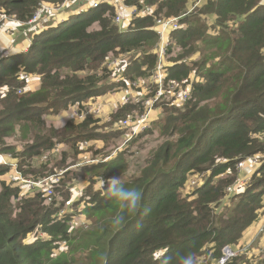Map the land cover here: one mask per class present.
Segmentation results:
<instances>
[{"label": "trees", "instance_id": "16d2710c", "mask_svg": "<svg viewBox=\"0 0 264 264\" xmlns=\"http://www.w3.org/2000/svg\"><path fill=\"white\" fill-rule=\"evenodd\" d=\"M47 1L60 5L63 0H0V13L27 21ZM124 2L138 10L150 6L152 12L136 16L127 30H120L114 21L116 5L101 2L33 31L26 50L6 58L0 53V90L6 87L0 93V154H10L21 174L33 180L57 172L61 162L65 170L58 180L46 183L50 194L40 189L21 194L17 181L9 180L13 168L0 162V264H157V255L165 250L173 256L190 250L198 264L211 259L217 264L224 246L237 250L245 229L263 212L264 157L258 159L242 192L236 193L234 185L240 176L237 162L264 153V0H207L197 12H186V0ZM176 17L178 28L168 36V55L195 42L203 46L202 63L192 71L195 63L184 62L194 47L172 57L165 78L167 84H175L162 88L151 112L160 108L159 114L127 139L130 127L115 125L145 111L155 85L135 96L132 104L114 109L105 123H100L102 115L89 112L85 102L123 87V81L109 80L113 69L107 62L115 57L119 66L124 65L123 76H149L157 57L150 51L159 39L151 27L157 18ZM207 19L218 25L215 35L208 34ZM23 71L38 79L18 93L24 86L19 79ZM184 89L188 94L180 102L177 98ZM178 103L182 104L175 106ZM69 108L70 115L72 109L84 112L82 121L67 118ZM153 122L162 123V142L129 173L131 151L126 149L88 165L72 167L77 163L67 160L85 153L79 148L85 140L89 142L85 149L94 152L92 158L116 148L122 138L132 145L152 132ZM92 139L102 140L103 149L90 146ZM203 171H209L208 177L184 193L188 176ZM72 172L89 176V203L83 211L93 219L73 232L68 218L57 216L65 207L60 184ZM119 175L126 187L141 192L142 201L137 211H124L123 222L114 225L118 206L92 182L98 176L107 180ZM33 231H38L36 237L25 241ZM64 244L67 249H60ZM243 262L264 264V259L252 263L242 251L224 264Z\"/></svg>", "mask_w": 264, "mask_h": 264}, {"label": "rangeland", "instance_id": "374dc122", "mask_svg": "<svg viewBox=\"0 0 264 264\" xmlns=\"http://www.w3.org/2000/svg\"><path fill=\"white\" fill-rule=\"evenodd\" d=\"M207 0H186V12H189V11H193L195 10V12H197V10L199 9L200 6H202ZM54 6H57V5H53V2H50V1H47L44 5L41 6V8L43 10H47L48 7H54ZM157 7V5H153V8L155 9ZM52 12V11H51ZM70 12V11H69ZM68 11H65V17H63L64 15V12L63 13H60V14H57V22H60L62 20H64L65 18H68L69 17V13ZM186 14V13H185ZM2 17H9L8 15L4 14L3 12L0 13V20ZM115 17V16H114ZM168 18H164L162 20H166ZM55 20V21H56ZM208 22H207V25H208V29H207V32L208 34H212V35H215L218 31H219V27L217 24H214L212 20L210 19H207ZM13 21V20H11ZM52 23H55V22H52ZM26 28V27H29V25H24V26H18V27H12V26H7L3 31L6 32V33H9L13 36H10V38L12 39V43L11 44H16L18 45L23 39H25V37H23L24 35H16V40H14L15 36L14 34L15 33H19L20 31H22L23 28ZM2 31V32H3ZM170 45H168L167 47V52H166V58L165 60L168 61V63H166L167 66L171 65L173 60L172 57H175L178 53H183V50L184 49H190V47H194L196 48L191 54H188L186 57L183 58L184 62L190 66H192L194 63L195 66H193V70L194 71L196 69V66H200V64L202 63V58H201V54H200V51L199 50H202L203 49V46H200V48L198 47V45L193 42V43H190L189 46H187L186 48H177L174 50V52L172 54H169L168 55V48H169ZM9 50V48H8ZM142 51V50H141ZM5 51H1L0 50V53H4ZM134 54H137L138 53V50H135L133 52ZM262 53L264 55V47L262 48ZM126 56H129V55H124V57ZM123 57V58H124ZM157 63V62H156ZM156 66V65H155ZM155 68V67H154ZM154 68L151 70V73L153 74V70ZM152 74H150L149 76L147 77H138V78H134V79H131L129 80V82H136L137 85H143V87H145V89L149 88V87H153L154 88V84H153V80H152ZM127 77V76H126ZM33 80H35V83L38 79V77L36 75L33 74ZM109 80L111 81H115L117 82L116 79H114V77H112L110 75V78ZM168 81H166V78L164 79V86L165 88L168 87V85H171L170 83L167 84ZM137 88V87H136ZM139 88V87H138ZM141 88V87H140ZM117 92V91H116ZM115 93V92H114ZM108 96V95H106ZM135 96L137 95H134V97L130 98L129 99V103L132 104V102L134 101L135 99ZM96 102V101H95ZM166 102H169L168 98L166 100ZM170 103H176V102H173V100H171ZM169 103V104H170ZM182 104V103H180ZM179 103L176 104L175 106H178L180 105ZM186 104V103H185ZM183 104V105H185ZM182 105V106H183ZM118 106H121V105H118ZM117 106V107H118ZM116 107V108H117ZM180 107V106H179ZM115 108V109H116ZM160 108H158V110L155 112L156 114H159L158 111H159ZM100 110V108L98 109ZM110 114V113H109ZM108 114V115H109ZM156 114H153V119H155V115ZM108 115L105 117L104 115L101 117V122L100 123H105L107 122L108 120ZM48 119L49 116H46ZM79 121H82L81 119H77L76 122H79ZM158 121V120H157ZM161 124L160 122H158L156 125H155V122L151 123V127L153 128L152 129V132L149 133V134H143L139 139H137L135 141L134 144L131 145L130 141L129 142H124V139L122 138L119 146H117L116 148H113L112 149H106V151H103V152H99V155H96V158H92L93 156V153H90L88 152L85 148H82L85 150V153H82V154H79L77 156V159L75 157V154L72 155L71 157L70 156H67V160L68 161H74L72 164H75V165H72L73 166H77V165H88V164H91L93 161H96L95 162H99V161H103L101 159V157L105 156V155H108L106 157H114L117 155V153H119L120 151H124V149L126 150H129L131 151V154L129 156V162H130V167L128 168V173L133 171L132 168L136 167V166H139L143 163V161L148 157V155L151 153V151L153 149H155V147H157V145H159L160 142H162V138L161 136L159 135L160 134V129H161ZM116 126V125H115ZM114 126H112L113 128ZM110 128H107L105 130H108ZM15 138L19 140H22V142L24 141L23 139H20V137L16 134L14 136ZM90 146H93L97 149H101L102 146H103V142L102 140L100 139H92L90 141ZM84 147L85 145H83L81 142L79 143V148L81 149V147ZM69 149V146L67 147V150ZM103 149V148H102ZM120 150V151H119ZM264 157V153H258V154H254V155H250L245 159H251L252 161L249 162L250 165H252L253 163V166H248L247 169H244V170H239L237 168V172H238V175L239 178H238V181L237 183L234 185V189H236V193H240L244 190V184L245 182L248 180L249 176H251L250 174H252L254 171H255V161H253V159H260ZM240 161V160H239ZM238 161V162H239ZM94 163V162H93ZM60 164V167L57 168L59 169L57 172H54L52 173L51 175L47 176L48 178L52 177L51 179L53 178H57L58 176V179H59V176L65 171V170H62L61 167L63 166L62 162L59 163ZM237 167V165H236ZM71 169L70 166H68V169L69 170ZM61 172V174L59 175V173ZM195 174H197L201 180H203L204 178L208 177L209 175V171H203V172H200V173H193L192 175H189L188 176V180L190 178H193L195 176ZM71 175L70 177L66 178L64 180L63 183L60 184V192L62 195V198L64 199V205L65 207L60 209L58 212H57V216L58 217H67L68 218V225L70 228L68 229H72L71 232H73L75 229H82L83 227L86 228L90 222L93 220H90V215H88V213L84 212L83 209H84V206L85 205H88L89 203V196L86 194V188L90 187V182L88 181V174L86 175H77V172H72V174H69ZM77 175V176H76ZM73 177V178H71ZM46 178V177H45ZM33 180V179H32ZM95 182H96V178L95 180L92 182L93 183V187L95 189ZM65 184H67V186L65 187ZM19 186V185H18ZM232 187V186H231ZM20 190H21V194H29V192H25V188L23 186H19ZM39 190V189H38ZM40 190H42L40 188ZM190 190H192L191 188H189V185L185 183L182 191L184 193L186 192H189ZM27 191V190H26ZM81 192V196H78V192ZM46 192V190H45ZM58 193L55 192V195L54 196H57ZM60 197V196H59ZM87 200V201H86ZM36 232L38 231H33L31 233H29L26 238H25V241H30V240H33L35 237H36ZM39 234L41 236H44V233H40ZM224 247H227L231 250L232 253H236V248L235 246L232 247L230 245H225ZM67 249L66 248V245L64 244L63 247H61L60 249ZM64 249V250H65ZM237 250H240L239 253L242 252L241 248H238ZM235 255V254H234ZM234 255L229 257L228 260L234 258ZM264 255V253H263ZM201 259V258H200ZM199 259V260H200ZM199 263V262H198ZM214 263V260L211 259L208 263L206 264H213ZM200 264H205V262H201ZM243 264H246L243 262Z\"/></svg>", "mask_w": 264, "mask_h": 264}, {"label": "built area", "instance_id": "2783aa9c", "mask_svg": "<svg viewBox=\"0 0 264 264\" xmlns=\"http://www.w3.org/2000/svg\"><path fill=\"white\" fill-rule=\"evenodd\" d=\"M80 0H74L73 2L78 3ZM90 2V6L89 7H96L99 3L101 2H110V0H89ZM116 3V14L114 17V21L115 23L119 24L121 28H123L124 24L123 21L126 20V23H131L132 19L135 18L138 15H146L149 14L150 11L152 12V9L150 8V6H145L142 9L138 10L136 7H132L128 4H126L124 2V0H119L114 2ZM63 4V3H62ZM58 6V5H57ZM50 8H54V7H48ZM46 9V8H45ZM44 12V10L40 7L39 9H37L33 15L31 16L30 19H28L27 21H20L17 19H13L11 17H2L0 20V33L9 25L12 27H18V26H24V25H32L38 18H40V15H42ZM13 20V21H11ZM177 17L176 18H168L166 20H162V18H157L152 26V29L155 30V32L157 33V35L159 36V39H157V43L155 45L156 48V55H157V63L155 64L156 66H154V70H153V74H152V79L153 82L155 83L156 86V93L155 96L153 98H148L145 100V111H143L142 113L139 114V116L136 119H131L130 116H127L123 119H121L120 123L116 126L122 127L126 130H128V126L130 127V132L127 131V139H130L132 136H136L137 134H139L141 131L145 130L149 121L152 119L151 116L153 113V106L154 103L158 100V97L163 93V89L165 88L164 83H163V79H164V58L166 57V52H167V47H168V36L170 35V33L174 30L178 28V24L176 22ZM128 24V25H129ZM10 54L5 51L3 53V57H8ZM119 62L120 59L118 57H115L111 60H108L107 65L108 67L113 69L112 72V77H114V79L117 80V82H124V85L122 88H120V90L122 92H124L126 94V97H124L121 101V104H125L128 102V99L130 96H134V95H144V90L138 91L137 87V83L136 82H129L128 80H126V78L122 75V71L121 69H123L124 65L119 66ZM33 74L29 73V72H21L19 75V79H21L24 82V86H23V90L21 88L18 89V93H21L22 91L26 90V89H30L32 88L36 83L35 80H33ZM171 85H169V88H172L174 86V82L170 83ZM168 88V89H169ZM6 87H2L0 90L1 94H4ZM188 94L187 90H183L180 93V97L177 98L180 102H182L183 100L186 99ZM99 107H92L90 111H94L95 113H97L98 115H100V110H98ZM72 113H74L73 119L75 121H77V119H83L85 116L84 112H80V113H76L73 109H72ZM126 139V140H127ZM83 145H85L84 147H86L89 142L87 140L83 141L82 143ZM252 161L251 159H241L239 162H237V168L239 170H244L247 169L248 166H253L249 164V162ZM253 161H255V167L257 168L259 165L258 160L257 159H253ZM0 162L2 164L5 165H9L13 168L12 170V174H8L9 175V180L11 181H17L16 183L19 184V186H23L25 188V190L27 191H32L33 189H42V190H46V195L51 193L50 189H47L46 187V183L49 182L50 180L52 181H56L58 180V176L57 178H53L52 177L48 178H44V179H37V180H32L30 178H25L21 172L18 170L17 168V164L14 160L11 159L10 154H5L2 153L0 154ZM255 168V169H256ZM61 174V172L59 173V175ZM251 175V174H250ZM189 188H193L194 186L198 185L201 182V179L199 178V176L197 174H195V176L193 178H190L189 180H187ZM232 189V187H228L227 190L230 191ZM78 194L80 195V192H78ZM236 253H232L231 250L227 247H224L222 249V256L219 259L217 264H224L229 257L233 256L234 257L240 252V250H236Z\"/></svg>", "mask_w": 264, "mask_h": 264}, {"label": "crops", "instance_id": "0c3cea01", "mask_svg": "<svg viewBox=\"0 0 264 264\" xmlns=\"http://www.w3.org/2000/svg\"><path fill=\"white\" fill-rule=\"evenodd\" d=\"M73 1L74 0H63L62 1L63 4L61 3L55 8H50V9L47 8V10L45 9L43 14L40 15V18H38L32 25H29V27H26V28L24 27L22 31L14 34L15 36L14 40H16V35L18 34H20L21 36L24 35L23 37L26 36L25 39H23L18 45L11 44L13 41L10 38V36H13V35L6 33L4 31L1 32L0 33V50L7 51L10 55L20 52L22 50H26L27 46L29 45L30 34L33 31L37 33L41 31L42 29H44L45 27H47L48 25H56L58 23L56 20L57 14L64 12L63 17H65L67 16L65 15V11H68V12L70 11L68 13L70 16L73 12L77 10H84L85 8L90 6L89 0H80L78 3H75ZM116 1H119V0H110V2H107V3L116 5V3H114ZM125 21L126 20L123 21V24H124L123 29H126L129 24V23H126ZM52 22H55V23H52ZM155 45H156V42L154 43L150 51L153 54H155L156 52ZM138 54L140 55V52ZM138 86L141 87L142 90L145 89L143 85L141 86L137 85V88ZM124 97H126V94L122 92L120 89H118L117 92L115 93H105L97 97H91L85 102V105H87L88 108L99 107L100 115L102 116L104 115L106 117L118 105H121V101ZM70 111H71V108H69L66 112L70 113ZM262 204H263V209H262L263 212L260 218L257 220L256 223L250 225L247 229H245L242 237L239 239V242L237 244V247L241 248V250L244 251V253L246 254V258L250 259L252 263H256L261 257L264 259V255L261 256V254L264 253V196L262 199Z\"/></svg>", "mask_w": 264, "mask_h": 264}, {"label": "clouds", "instance_id": "9594fccd", "mask_svg": "<svg viewBox=\"0 0 264 264\" xmlns=\"http://www.w3.org/2000/svg\"><path fill=\"white\" fill-rule=\"evenodd\" d=\"M77 11H81V10H77ZM77 11H75V12H77ZM127 28H128V26H127ZM127 28L123 29L120 27V30H127ZM157 37H158V35H157ZM156 43H157V40H156ZM13 51H15V50H13ZM155 55H156V53H155ZM2 56H3V53H2ZM165 58H164V79H165V76L167 74L166 71H167V67H168L166 65V63H168V61L165 60ZM156 61H157V58H156ZM123 68H124V66H123ZM121 73H123V72H121ZM124 77L128 81L131 80L130 78H127L126 76H124ZM164 79H163V83H164ZM153 84L155 85L154 82H153ZM137 89L139 90L141 88L139 87ZM65 116L67 118L71 119L72 116H74V113H72L70 115L69 113L66 112ZM152 120H153V114H152V119L149 121V123ZM149 123H148V125H149ZM60 124L61 125L64 124V119H60ZM83 148H85V147H83ZM107 158H109V157H107ZM187 180H188V178H187ZM185 183L188 184L187 181ZM200 184H201V182L198 185H200ZM95 189L97 191L103 192L104 195L108 199L113 200L116 203V205L118 206L119 211L116 214H114V216L112 217V223L114 225H119L123 222V220H124L123 212L124 211L135 212L139 209V207L141 205V201H142L141 192L135 188L126 187L125 182L122 180L120 175L116 176V177H110L107 180L104 179L102 176H98L96 178V182H95ZM191 189H193V188H191ZM78 196H81V192H80V195L78 194ZM156 262H157V264H198V260H197L195 253H193L190 250L185 251L183 253H179V254L174 255V256L169 255L167 250H165L163 252H160L157 255Z\"/></svg>", "mask_w": 264, "mask_h": 264}, {"label": "bare ground", "instance_id": "6f19581e", "mask_svg": "<svg viewBox=\"0 0 264 264\" xmlns=\"http://www.w3.org/2000/svg\"><path fill=\"white\" fill-rule=\"evenodd\" d=\"M147 127H148V125H147ZM147 127H146V128H147Z\"/></svg>", "mask_w": 264, "mask_h": 264}]
</instances>
